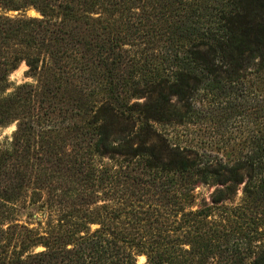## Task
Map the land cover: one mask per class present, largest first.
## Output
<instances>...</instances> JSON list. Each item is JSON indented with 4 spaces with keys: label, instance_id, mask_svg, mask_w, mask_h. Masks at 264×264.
Listing matches in <instances>:
<instances>
[{
    "label": "trees",
    "instance_id": "trees-1",
    "mask_svg": "<svg viewBox=\"0 0 264 264\" xmlns=\"http://www.w3.org/2000/svg\"><path fill=\"white\" fill-rule=\"evenodd\" d=\"M12 125L0 264H264V0H0Z\"/></svg>",
    "mask_w": 264,
    "mask_h": 264
},
{
    "label": "rangeland",
    "instance_id": "rangeland-1",
    "mask_svg": "<svg viewBox=\"0 0 264 264\" xmlns=\"http://www.w3.org/2000/svg\"><path fill=\"white\" fill-rule=\"evenodd\" d=\"M11 15L15 16L17 13H10ZM27 16L28 17H39L40 14L36 12L34 9H30L27 11ZM27 66L25 63H22L20 67L11 75V81L17 82V83H22L25 79L24 75L25 72L27 71ZM15 125L6 127L4 129L0 128V139H4L5 137H10L12 133L15 130ZM214 188L210 187H205V186H199L196 190V193L199 194V201L202 199H205L207 201L210 200V194L213 192ZM22 221H20L21 224L23 223H29L26 218H20ZM30 225L32 228H39V226L35 223H32ZM38 250H42V248H39ZM146 257L145 256H140L138 257L137 264H146Z\"/></svg>",
    "mask_w": 264,
    "mask_h": 264
}]
</instances>
